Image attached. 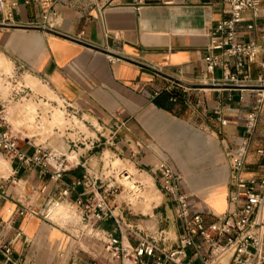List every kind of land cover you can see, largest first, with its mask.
Listing matches in <instances>:
<instances>
[{
	"label": "crops",
	"instance_id": "obj_1",
	"mask_svg": "<svg viewBox=\"0 0 264 264\" xmlns=\"http://www.w3.org/2000/svg\"><path fill=\"white\" fill-rule=\"evenodd\" d=\"M228 15L223 0H4L0 55L11 64H22L64 106L74 107L84 133L76 144L71 142L75 133L68 131L72 126H65L61 135L43 138L15 126L9 111L25 151L44 143L65 152L69 161L62 179L52 180L40 175L37 167L27 170L15 160L0 158V240L12 241L13 256L22 264H133L111 257L104 243L74 233L70 225L61 226V215L54 217L60 225L29 213L7 222L21 203L43 212L68 183L86 170L96 173L100 151L109 161L120 160L146 173L159 196L158 201L149 200L145 212L144 199L132 201L123 243H137L136 229L156 235L163 229L164 245L174 247L184 227L175 216L177 194H186L190 213H201L206 222L231 207L230 153L245 135V109L239 108V89L198 82L206 68L210 30ZM242 15L238 37L264 42V0L257 16L249 9ZM260 57L250 63L251 79L260 73L264 77ZM208 75L220 76L221 70ZM245 95L248 104L253 94ZM216 108L226 118L225 125L217 119ZM92 136L100 138L93 146ZM257 147H264V108L241 176L264 175V157L256 153ZM160 162L178 175L172 195L162 189ZM75 196L71 192L67 199ZM128 198L122 192L116 203ZM100 226L115 230L111 218L100 221ZM17 231L20 234L14 238ZM203 251L188 247L184 261L196 264ZM144 259L157 264L153 258ZM214 264L235 263L225 253Z\"/></svg>",
	"mask_w": 264,
	"mask_h": 264
},
{
	"label": "built area",
	"instance_id": "obj_2",
	"mask_svg": "<svg viewBox=\"0 0 264 264\" xmlns=\"http://www.w3.org/2000/svg\"><path fill=\"white\" fill-rule=\"evenodd\" d=\"M228 5L229 15L219 19L209 33V41L206 45V68L201 71L198 82L210 86H228L239 89V108L245 109L244 130L238 146L230 153V182L233 192L229 194L230 208L221 214L215 215L208 222L199 213H190L186 194H177V206L175 216L184 223L183 232L177 237L174 247H167L163 240L164 230L159 229L158 235L145 233L136 229L137 243L133 246L123 243V227L130 228L126 216L131 212L132 201L144 199V193L148 184L126 166L120 167L116 162L103 157L100 151V167L96 173L86 170L85 173L68 183L53 199L43 212L36 210L30 203H21L9 217V223H13L19 216L26 213L39 215L43 220L53 224L54 217H63L61 226L73 227V232L87 235L89 239H95L104 243L106 251L111 257H120L133 264H148L144 257L153 258L157 264L168 261L171 264H188L184 261L188 247L192 246L198 254L196 264H214L223 254L230 253L235 264H262L264 262V175L241 176L246 165L249 153V145L252 134L256 128L259 116L264 108V77L260 73L255 79L250 76V63L260 55L258 65L264 71V42L259 43L254 39L243 40L238 37L239 28L243 25V11L249 9L253 16H257L260 0H223ZM4 0H0L2 10ZM37 25L29 23L28 25ZM45 27V25H41ZM247 23V28H252ZM48 27L49 24H48ZM221 70L220 76L208 75L215 69ZM19 70L25 71L22 64H12L8 73L0 72V158L15 160L27 170L38 168L40 175H48L52 180L62 179L63 173L69 167V161L65 152L59 151L44 143L33 144L31 152L25 151L19 144L20 136L12 128L10 122V107L12 103L19 102L23 98L34 97L31 88L25 90L17 85L14 79ZM11 84V85H9ZM250 91L253 99L246 104L245 93ZM65 114L73 118L77 110L65 105ZM217 119L221 125L227 120L222 116L220 108H216ZM39 114H37V117ZM74 126V127H73ZM68 128L74 132V144L83 131L76 125ZM54 132L61 135L57 126ZM79 136V137H78ZM91 146L100 142V138L92 136ZM256 153L264 157V147H257ZM162 189L172 195L176 192L174 183L178 175L166 162L158 164ZM0 178H2L0 176ZM82 186L81 191L77 187ZM71 192H76L74 199H67ZM128 195L127 202L122 200L116 203L120 193ZM68 206L67 217L62 214L61 207ZM66 214V213H65ZM111 218L115 224V230L120 234L115 235V230L110 231L100 226V221ZM20 233L17 231L16 238ZM199 238V241L196 240ZM0 264H22L13 256L12 241L0 240Z\"/></svg>",
	"mask_w": 264,
	"mask_h": 264
},
{
	"label": "rangeland",
	"instance_id": "obj_3",
	"mask_svg": "<svg viewBox=\"0 0 264 264\" xmlns=\"http://www.w3.org/2000/svg\"><path fill=\"white\" fill-rule=\"evenodd\" d=\"M11 69L12 64L0 55V72L8 73L11 71ZM14 79L16 80V82L13 83L20 85V88H24L25 90L31 88L32 92H34L35 94L34 97L30 99L23 98V100L11 104L10 111L13 113L12 122L15 126L25 127L27 129V132L42 134L43 138H45L47 136L57 135V132H54V126L59 127L60 131L62 132L64 131L65 126L81 125V123L76 117L70 119L65 114L66 112L63 103L60 99H58L51 93L48 85L45 84L44 81H42V84H44L42 86L39 84L37 79L30 76L27 71L22 70H19L15 73ZM57 110L61 111V115L60 113L54 114V112H57ZM20 112L24 114V120ZM37 114H39L38 117ZM116 163L120 167L126 166L130 171H132L136 175L138 174L131 165H126L120 160H117ZM140 177L148 184V188L144 193V201L141 202V209L145 212L150 209L151 201H158L159 196L153 190L149 177L146 175V173L142 172L140 174ZM151 198L152 200L149 203V200ZM67 209L68 206H62V214L67 216Z\"/></svg>",
	"mask_w": 264,
	"mask_h": 264
},
{
	"label": "bare ground",
	"instance_id": "obj_4",
	"mask_svg": "<svg viewBox=\"0 0 264 264\" xmlns=\"http://www.w3.org/2000/svg\"><path fill=\"white\" fill-rule=\"evenodd\" d=\"M58 112H59V111H58ZM55 113H56V112H55ZM55 113H54V114H55ZM60 115H61V114H60ZM60 115H59V116H60ZM59 116H58V117H59ZM52 118H53V117H52ZM51 120H52V119H51ZM53 121H54V120H53ZM58 121H59V120H58ZM58 121H57V122H58Z\"/></svg>",
	"mask_w": 264,
	"mask_h": 264
}]
</instances>
